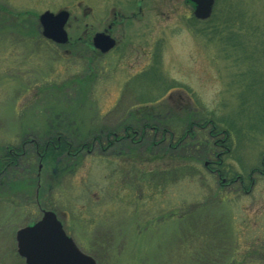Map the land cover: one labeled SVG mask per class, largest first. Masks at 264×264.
<instances>
[{"label":"rangeland","instance_id":"rangeland-1","mask_svg":"<svg viewBox=\"0 0 264 264\" xmlns=\"http://www.w3.org/2000/svg\"><path fill=\"white\" fill-rule=\"evenodd\" d=\"M127 3L0 0V151L19 149L27 134L44 141L51 124L64 119L52 108L50 89L79 79L88 82L76 105L81 133L121 132L144 114L159 126L175 114V137L165 142L176 143L187 133L182 109L224 130L231 116L252 113L256 102L241 94L251 90L244 85L251 68L250 75L264 80V0H215L206 20L186 0H147L145 19L131 23L114 50L98 55L79 41L86 27L90 34L102 29L100 18L113 4L129 14ZM47 10L69 11L68 44L43 37L39 17ZM253 88L262 94L264 82ZM234 136L237 147L225 158L233 171L245 178L253 168L264 171V128L245 127ZM98 149L84 151L61 177L51 163L45 166L42 179L51 169V184L41 181L40 196L34 195L38 180L31 187L22 173L19 186L0 191V264H25L16 231L50 209L97 264H264L263 174L253 175L252 188L245 179L244 186L220 190L228 178L204 159L190 162L189 152L180 158L127 146Z\"/></svg>","mask_w":264,"mask_h":264},{"label":"trees","instance_id":"trees-1","mask_svg":"<svg viewBox=\"0 0 264 264\" xmlns=\"http://www.w3.org/2000/svg\"><path fill=\"white\" fill-rule=\"evenodd\" d=\"M233 39L236 41V45H238L235 46L237 49V47H240L238 36ZM88 40H90V38H88ZM87 43H89V41L84 42L83 45L90 48V44ZM92 62L94 64L93 60ZM253 70L254 68H251V70H249L244 77V85L249 86L251 90L249 89L245 94H241L242 100L247 101L252 99V102H256L251 108L253 110L252 113L246 109L235 119H232L231 116V118L225 120L229 123V125L227 129L224 130L220 127V124L218 126L217 123H214L213 119H198L197 113L195 115L192 114L193 111L189 110V108L182 109L180 112L183 113L179 114H183L186 117L182 119L183 122H181V124L183 127L187 128V133L181 135L176 143L172 141L167 143L165 142L168 135L170 138L175 137V131L172 128V126L174 127V122L172 120H176L177 118V115L175 114L165 115L163 119H167V122H164L163 125L159 126L151 122L154 118L149 116V114H147V118L144 114L140 116L141 119H133L130 129L132 131L137 130L140 133L143 131V134H148L147 137L149 140H142V142H138L136 140L130 142L125 140L115 141L112 137L114 131L112 129L106 130L104 128H100V130L93 129L90 131L88 130L86 133H81L78 128L75 127L77 126L75 113L79 110L76 105L81 107L80 104L83 100L81 97L82 94L80 93L84 90L87 91V88L84 86H87L88 82L85 83L82 79H79V82L78 80L68 82L67 86H59L58 88L53 87L49 92L53 101L52 108L53 110L59 109L58 118L64 119L51 124L49 127L47 134L51 136V144L46 150L42 146V153L45 157L47 156L49 158V162L55 166L54 168L57 171L61 170L59 173L61 177L64 176V170L75 164L80 157L79 155H83L85 153L84 151L87 150H89L88 152H91L94 150L96 145H98V151L100 152H111L117 148L123 149L127 146L128 149H130V152H136L144 148V150L148 152L156 151L157 155L161 154V157L162 155L171 157L173 153L176 152L178 154H181L182 152H189L191 154L188 155L190 162L198 163L202 159H204L205 162L208 160L214 174L219 173L220 176H226L228 181L240 177L244 185L248 180L252 186L254 183L252 176L255 170L260 168L256 167L251 169L248 177L245 178V173H235L231 165L227 163L226 159L232 156L234 151L233 147H237V138L234 136L235 133H237L238 137H240L244 132L245 127L251 129L253 126L258 125V129L264 128V104L258 102L259 97H264V90L262 94H258V92L253 90V87L258 86L261 83L263 84L264 80H259L258 78L250 75ZM146 109L147 106L145 107V110ZM152 125H155L156 127L152 129ZM41 129L44 130V128ZM259 131L261 132V130H258L257 132ZM86 136H91L92 139H84ZM181 155L180 158H184V156ZM222 187L224 186H220V190H222Z\"/></svg>","mask_w":264,"mask_h":264},{"label":"water","instance_id":"water-1","mask_svg":"<svg viewBox=\"0 0 264 264\" xmlns=\"http://www.w3.org/2000/svg\"><path fill=\"white\" fill-rule=\"evenodd\" d=\"M196 6L197 19H208L213 11L215 0H190ZM70 13L62 10L58 13L45 11L39 21L44 37L59 43L69 42L66 24ZM93 45L102 53H107L116 45V41L106 33H97ZM17 253L26 264H97L94 257L83 252L69 237L55 212L44 210L40 219L33 225L18 229L16 233Z\"/></svg>","mask_w":264,"mask_h":264},{"label":"flooded vegetation","instance_id":"flooded-vegetation-1","mask_svg":"<svg viewBox=\"0 0 264 264\" xmlns=\"http://www.w3.org/2000/svg\"><path fill=\"white\" fill-rule=\"evenodd\" d=\"M146 1L147 0H128L127 7L131 9L129 14L122 12L113 4L109 8L110 14H108V17L102 19L100 18L99 24L100 26H103L102 29L99 31H95L94 33L91 32L90 34L88 28L86 27L85 30L82 32L81 36L79 37V41L83 42V44L84 42L89 41L90 46H93V36L96 33L101 32L110 35L116 41V48L120 45V43H122L123 39L121 38V35L125 36L124 32L128 31V26L131 23H140L141 21H143V19H145ZM186 1L191 3L189 0ZM191 5H193L194 7V13L195 6L193 3H191ZM120 31H122V34ZM88 38H90V40H88ZM93 51L94 53L97 52L96 54L99 55L98 50L95 51L93 49ZM155 127V125H152V129ZM131 132L132 130L129 126H124L121 132L114 130L112 137L115 141L136 140L138 142H141L143 139H146L148 135L147 133L143 134V131H141V133L139 131H134V134H131ZM38 138L39 136H32L30 134H27L26 137L23 136L19 149L6 147V150L0 151V191L4 189L10 190L13 186H19L21 180V173L23 182H27V184L31 185V187L35 186L36 180H38V186H36V188L39 190H35V196H37V194L40 196V192L43 187L41 186V181L44 180L43 185L50 186L51 169L48 171L46 170V172L44 171L46 175L44 177L45 179H42V172L43 170H45V166H47L48 168L50 167V162L49 158L47 156L45 157V155L42 153L41 147L43 146L46 150L50 146L51 136L48 134V136L43 137L44 141H40L38 140ZM30 153H33L32 156ZM37 160L38 164L36 165ZM262 164H264V162ZM36 168L38 173H36ZM256 173L264 175V171H262L261 169H256L253 175H255ZM252 180L255 181L253 176ZM234 183H239L241 186L244 185L242 179L240 177H237L234 180L229 181L225 179V181L223 182V186L231 187L230 185H234ZM47 186H44V189H46Z\"/></svg>","mask_w":264,"mask_h":264}]
</instances>
